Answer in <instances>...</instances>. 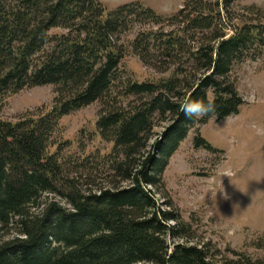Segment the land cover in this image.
I'll list each match as a JSON object with an SVG mask.
<instances>
[{
	"label": "trees",
	"instance_id": "obj_1",
	"mask_svg": "<svg viewBox=\"0 0 264 264\" xmlns=\"http://www.w3.org/2000/svg\"><path fill=\"white\" fill-rule=\"evenodd\" d=\"M240 1L187 0L165 17L140 2L107 11L102 0H0V233L11 236L0 264H264L237 252L218 261L193 244L163 189L172 156L209 121L187 119L182 104L211 100L221 121L246 104L232 74L264 57V24H236ZM138 27L130 48L159 79L123 69V37ZM49 85L50 111L3 119L9 96ZM96 103L111 152L65 155L61 120ZM196 147L217 151L201 137Z\"/></svg>",
	"mask_w": 264,
	"mask_h": 264
},
{
	"label": "rangeland",
	"instance_id": "obj_2",
	"mask_svg": "<svg viewBox=\"0 0 264 264\" xmlns=\"http://www.w3.org/2000/svg\"><path fill=\"white\" fill-rule=\"evenodd\" d=\"M134 2L170 17L182 11L187 0H102L107 11ZM231 17L236 24H264V0L240 1L231 8ZM140 29L123 37L128 48L123 69L139 82L159 79L161 75L144 65L130 48ZM232 77L246 104L239 115L199 122L191 130L163 175L164 196L191 226V242L205 246L211 254L218 252V261L236 260L237 252L264 262V192L257 193L264 191V57L246 60L235 67ZM56 90L49 85L9 96L1 113L3 119L15 122L28 113L50 111ZM101 110L102 105L96 103L61 120L55 140L67 147L65 155L84 158L111 152L112 144L102 140L97 130ZM169 125L158 124L151 145ZM198 137L217 151L197 148ZM159 199L164 201L163 196ZM8 237L0 233V243Z\"/></svg>",
	"mask_w": 264,
	"mask_h": 264
},
{
	"label": "clouds",
	"instance_id": "obj_3",
	"mask_svg": "<svg viewBox=\"0 0 264 264\" xmlns=\"http://www.w3.org/2000/svg\"><path fill=\"white\" fill-rule=\"evenodd\" d=\"M184 116L189 120H198L207 117L209 120H213L217 115L216 105L211 101L203 100H189L181 106ZM240 191H242L237 185H235ZM225 199L229 198V195L226 191L222 190ZM244 192V191H242ZM264 192V191H257ZM256 193V194H257ZM217 194V193H216ZM215 194V197H216Z\"/></svg>",
	"mask_w": 264,
	"mask_h": 264
}]
</instances>
